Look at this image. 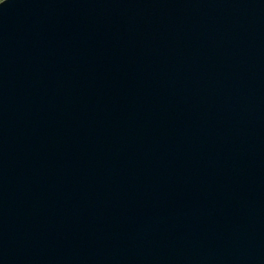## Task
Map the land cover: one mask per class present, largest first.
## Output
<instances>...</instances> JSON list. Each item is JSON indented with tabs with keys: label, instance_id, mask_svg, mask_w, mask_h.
<instances>
[{
	"label": "water",
	"instance_id": "obj_1",
	"mask_svg": "<svg viewBox=\"0 0 264 264\" xmlns=\"http://www.w3.org/2000/svg\"><path fill=\"white\" fill-rule=\"evenodd\" d=\"M0 264H264V0H1Z\"/></svg>",
	"mask_w": 264,
	"mask_h": 264
},
{
	"label": "rangeland",
	"instance_id": "obj_2",
	"mask_svg": "<svg viewBox=\"0 0 264 264\" xmlns=\"http://www.w3.org/2000/svg\"><path fill=\"white\" fill-rule=\"evenodd\" d=\"M1 1V0H0Z\"/></svg>",
	"mask_w": 264,
	"mask_h": 264
}]
</instances>
